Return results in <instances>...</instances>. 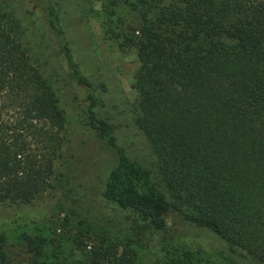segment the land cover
<instances>
[{"label": "trees", "instance_id": "16d2710c", "mask_svg": "<svg viewBox=\"0 0 264 264\" xmlns=\"http://www.w3.org/2000/svg\"><path fill=\"white\" fill-rule=\"evenodd\" d=\"M104 1L139 15L137 34L123 39L136 49L133 122L153 171L128 158L99 114L54 7H27L85 102V125L113 154L102 198L155 233L173 215L211 232L244 264H264V0ZM18 30L0 10V202L28 203L50 186L65 116L49 60L25 47ZM122 256L113 264H131Z\"/></svg>", "mask_w": 264, "mask_h": 264}, {"label": "rangeland", "instance_id": "374dc122", "mask_svg": "<svg viewBox=\"0 0 264 264\" xmlns=\"http://www.w3.org/2000/svg\"><path fill=\"white\" fill-rule=\"evenodd\" d=\"M34 1L39 0H0V10L18 26L25 47L49 60L48 76L65 116L64 138L50 186L28 203L0 202V264H113L122 255L131 264H244L207 230L170 215L167 229L155 233L133 211L104 201L101 191L113 154L85 125V102L71 89L42 19L27 8L35 9ZM45 1L54 7L71 57L116 142L130 160L153 171L154 156L133 122L136 49L123 39L124 33L137 34L138 12L122 2L110 8L104 0ZM57 66L58 74L52 69Z\"/></svg>", "mask_w": 264, "mask_h": 264}]
</instances>
